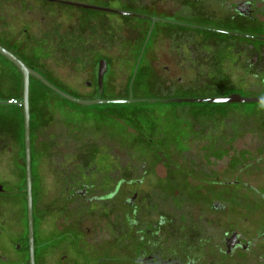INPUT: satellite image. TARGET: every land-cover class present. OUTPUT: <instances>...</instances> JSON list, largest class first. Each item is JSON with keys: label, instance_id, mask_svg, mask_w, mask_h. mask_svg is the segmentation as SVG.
Returning a JSON list of instances; mask_svg holds the SVG:
<instances>
[{"label": "rangeland", "instance_id": "obj_1", "mask_svg": "<svg viewBox=\"0 0 264 264\" xmlns=\"http://www.w3.org/2000/svg\"><path fill=\"white\" fill-rule=\"evenodd\" d=\"M56 1L83 5L101 3L108 7L110 5L115 11L120 9L121 14H157L158 17L175 19L163 16L167 0ZM56 1L0 0V44L6 46L12 54L15 53L26 65L39 69L47 81L74 98L128 101L226 98L233 94L247 98L264 97V89L251 90L239 84L243 78L251 85L256 81L244 71L231 70L234 67L230 66L233 60L227 50L228 44L205 42L204 38L198 42L191 41L187 43L191 45V50L208 53L211 47L219 49L213 61L199 54L195 57L186 55L184 58L176 53L179 50L177 27L168 26L159 30L163 25L158 24L156 30L159 33L155 38L157 52L152 53L153 57L146 52L142 58L139 51L135 53L134 49H129L138 38L145 40L149 22L140 17L108 15L105 19L112 23L108 20L105 22V50L102 52L97 50V21L76 19H85V13L89 12L52 3ZM205 5L192 4L190 7L201 11ZM210 26L213 27V23ZM91 28L92 32L89 31ZM135 30L140 31L139 37L133 33ZM118 31L120 36L116 38L115 33L117 35ZM261 31L264 34V29ZM92 48L95 52L99 51L101 57L110 60L102 95L94 94L96 92L84 86V82L89 79L86 73L88 66L96 65V61L92 62L97 57L91 56ZM78 51L86 52V56ZM77 53L80 56L76 57ZM152 58L156 74L149 73L147 69V62L151 64ZM212 64L214 70L211 68L209 72L201 73ZM136 67L138 72L134 75ZM164 67L171 69V76H167ZM22 85L17 71L0 57V99L22 101ZM30 103L33 112L32 175L40 188L50 190L56 174L51 170L53 150L49 156L44 149L39 148L40 136L46 130L47 140L52 141L51 131L57 135L63 132L72 139L71 148L67 150L71 153L67 162L76 160L92 163L94 160L91 153L97 141L104 145V154H108L110 149L116 155L117 160L115 156L113 160L119 164V171H114L113 177L115 174L121 182L129 184H122L120 204L111 208V211H116L115 215L121 216V223L123 214L129 210L125 200L137 194L136 203L130 209L151 213L157 208H165L169 213L165 225L167 229L172 226L175 228L177 224L184 227L185 231L189 229L188 232L195 228V232L202 233L209 240V233H214V229L219 232L221 228H226L227 223L236 227L243 225L244 213H252L247 214L252 222L249 223L251 232L248 237L251 239L264 231V223L259 221L260 215L257 214L259 209L264 211V202L259 201L264 195V103L144 102L87 107L65 99L36 81L31 82ZM23 129L21 108L16 105H0V179L9 192L6 206L9 213L14 214L10 223H17L16 230L19 231L23 227L21 236L26 235L24 226L27 223L26 215L22 212L25 210L27 213V200L21 191L24 189L22 175L25 169ZM89 136L93 139L90 140ZM52 146L54 148V144ZM74 151L78 152L77 159L72 154ZM111 161L109 159V164H106L101 160L100 163L109 165H102L101 172L112 169ZM236 180L244 185L231 186ZM225 182L229 184L224 185ZM45 192L47 197L44 202L40 204L37 200L35 206L36 212L37 209L41 210L36 229L39 232L37 242L42 244L44 264L86 261L91 247L96 248L95 244L89 240L83 241L72 227H63L66 220L62 217L60 219V215L52 211L57 209L55 198L51 192ZM226 202H230L227 203L229 205ZM21 214L22 220L18 218ZM145 218L148 221L142 226L145 228L159 221L158 216L148 213ZM105 221L107 224L113 222ZM95 222H90L89 226L95 225ZM62 227L72 235L60 232ZM109 232L111 240L100 244L98 255L113 259L115 254L107 251L120 248L121 237ZM178 237L169 235L170 242L177 243ZM16 241L11 240L12 243ZM104 264L121 262L112 260Z\"/></svg>", "mask_w": 264, "mask_h": 264}, {"label": "flooded vegetation", "instance_id": "obj_2", "mask_svg": "<svg viewBox=\"0 0 264 264\" xmlns=\"http://www.w3.org/2000/svg\"><path fill=\"white\" fill-rule=\"evenodd\" d=\"M35 1L39 2L40 0ZM166 2H168V5L164 9L163 16L166 15L175 19L158 17L157 14L149 15L145 13L143 15L135 16L133 14H121L119 12L120 9L119 11H115L110 7V5L108 7L101 3L87 4L85 5L86 7L77 6L75 5L76 3H70L66 1H56L52 3H59V5L63 6L77 7L81 8L83 11L89 12L88 14L85 13V19H76L78 21L86 20L87 22H91L92 20L97 21V30L96 33L95 31L94 33L96 34L99 41L97 50L102 52L105 50V22L107 20L108 22H111L109 19H105V17H109L108 15H119L120 17L127 18L140 17L146 19L149 22V32L145 37V40L141 41V39L138 38V40L132 43L131 48L129 49V51L134 49L135 53L139 51L142 58L146 52L147 55H151V57H153L152 53L157 52L155 38L159 33V31L156 30L158 24L163 25L159 30H162L163 27L167 28L168 26L177 27L179 32V50H177L176 53L183 55L184 58L186 55L195 57L197 54H199L201 56L206 55L213 61L214 57L216 56L215 53H217L216 51L219 49L218 47H211L209 51H207L208 53H203L201 50H191V45L187 44L191 41L198 42L204 38L205 42L211 41L228 44L227 50H229V56L233 60V63L230 66L234 67L231 68V70L234 69L244 71L248 76H252L256 81L251 85L246 79L243 78L241 80L242 83L239 84L245 85L247 88L250 87L251 90L264 89V34L262 31L259 32L260 30L264 29V0H167ZM192 4L206 5L203 9H201V11H195L190 7ZM92 13H95L96 15H93ZM190 18H193L194 20ZM189 20L193 21V23L189 22ZM204 20H206V22ZM211 23H213V27L210 26ZM89 31L92 32V28ZM117 33V35L115 33V36H117L116 38L120 36V32L118 31ZM133 33L137 35V37L140 36L139 30H135ZM93 36L95 35H92V37ZM133 44L135 45L133 46ZM0 45L3 46L2 44ZM79 49L80 48H78V50ZM79 52L81 55L86 56V52L78 51V53ZM92 52L93 53L91 56H97L95 57L94 61H92L94 63L96 61V65L93 67L88 66L86 73L88 74L87 77L89 79L88 81L84 82V86L96 92H93L94 94L102 95L105 91L107 72L104 75L103 81L100 83L99 65L101 61L106 60L108 71L110 60L109 58H104V56L101 57L99 51L95 52V49L93 48ZM78 53L76 54V57L80 56ZM142 58H140V63H142ZM112 61L115 60L112 58ZM150 63L151 64L147 62V69L149 73L153 72V74H156L154 68V58L151 59ZM180 63H182V61ZM27 66L41 75L39 69L32 68L28 64ZM211 68L214 70L213 64L211 67L205 68L203 71H201V73L209 72ZM164 70L167 73V76H171V69H169V67H164ZM168 85L169 83L167 86ZM0 100L8 101L5 99ZM102 100H108V98H103ZM43 131L44 132H42V135L40 136L41 139L39 148L44 149L48 155L50 151L53 150L52 158H49L50 161L53 162L51 170H54L56 174L54 175L55 180L51 184L52 186L50 190L40 188L38 186L39 183L37 182V179H35V176L32 175L35 264H44L41 254L42 244H38L37 242V235L39 232L38 229H36V224L38 213L40 214L41 210L37 209L36 212V202L37 200L40 204L44 202L47 197L45 191H47V193L51 192V196L55 198L57 209L52 211L58 213V215H60V219L62 217L66 220V224L63 227H72L73 231L75 230L79 233V236L81 235L83 241L89 240L90 242L94 243L97 248L96 249L92 246L88 255L90 257L87 256L86 261H83L82 263H78L75 260L73 261L74 264H104V262H112V260L121 262V264H264V231H262L260 234L254 235L251 239L248 237L251 232L249 231V223H252L250 217L247 216L248 213H244L245 215L242 218L244 222L243 225L240 224L236 227L231 223H227L226 228H221L219 232H217L215 229L214 233L211 231L209 233L210 239L208 240L203 236L202 233L198 234L195 232V228H192L190 232H188L189 229L185 231L184 227H180L179 224H177L175 228L173 226L169 227L168 229L165 228V225H167V219L169 218V213L164 210L165 208H162L163 210L157 208L151 213L147 210L143 211L130 209L133 208L134 204L136 203L135 198L138 197L136 194L125 200V204L128 206L129 210L123 214L124 216H122L123 218L121 223V216L115 215L116 211H111V208H114L116 204L117 206L120 204V194L123 188L122 184L125 183L121 182V180H119L115 174L113 177L114 171H119V164L113 160L114 156L116 159L114 152L109 149L108 154H104V145H101L100 142L97 141L96 144L94 143L95 147L91 153L93 155L92 160H94L92 163H81L76 160L73 162H67V158L71 154L67 151L71 148L72 144V139L69 138L70 136H65V133L63 132H59V135H57L55 131H51L52 141H48V131ZM89 137L90 140L93 139V137ZM83 138L85 140H89V138L86 136H83ZM49 142L51 145H49ZM1 143L2 135H0V144ZM53 144L54 148L52 146ZM49 146L51 147L49 148ZM63 149H65V151H63ZM72 154L73 156L75 155V158L77 159L78 152L74 151ZM108 158L112 159L110 163L112 164V169L109 168L106 169L105 172H101L102 165H109H105L100 162L102 160L104 163L109 164L107 163L109 160ZM125 184L129 185L128 183ZM130 184L133 185L134 182H130ZM228 184L229 183L227 182L224 183V185ZM239 184H241V186L244 185L242 182H238L237 180L233 181V183L230 185L234 186ZM38 188H40L39 191H37ZM21 191L23 194L22 196L24 198L26 197L27 200L26 188L22 189ZM8 194L9 192L6 191L3 186V181L1 180L0 264H31L28 235V215L25 213V210L22 211L23 215H26L27 223L26 227L24 226L26 235L24 234L21 236L20 233L23 230V227L21 226L19 231L16 230L17 223H10L14 214L11 215L6 206ZM259 201L264 202V195H262V198ZM223 202L225 203V201ZM227 203L230 202H226V204ZM147 213L159 217L158 223H154L150 228L142 227L148 222L145 218ZM257 214L260 215L259 221L264 223V211L259 209ZM23 215H19L18 218L22 220ZM105 219L109 221L112 220L113 222H109L107 224ZM95 220V225L89 226V223H92V221L94 222ZM63 227L60 232L71 234L70 231H65ZM109 231H112L114 234H116V237H121V240L119 241V244L121 245L120 248H111L107 251L109 253L112 252V254H115L113 259L111 257H103L98 255L100 253L99 251H101V249H99L101 246L100 244L104 243L106 240H111L109 238ZM187 233L191 236H188ZM169 235H178V242L175 244L170 242ZM191 239H193V241ZM11 240L17 241L12 243ZM173 245L176 246L173 248Z\"/></svg>", "mask_w": 264, "mask_h": 264}, {"label": "water", "instance_id": "obj_3", "mask_svg": "<svg viewBox=\"0 0 264 264\" xmlns=\"http://www.w3.org/2000/svg\"><path fill=\"white\" fill-rule=\"evenodd\" d=\"M77 6H83L80 4H75ZM0 55L9 60L14 64L22 74L23 78V97L21 102L1 101L0 105H16L23 108V120H24V147H25V166H26V192H27V217H28V235L30 244V263L35 264L34 259V201H33V179H32V139H31V103H30V86L31 77L38 79L42 84H44L49 89L53 90L65 99L72 101L76 104L83 106H93L96 104H133L136 102H150V103H212V104H225V103H253L262 102L264 103V98H247L238 94L231 95L226 98H209V99H195V98H183V99H143V100H83L74 98L65 92L61 91L59 88L54 86L52 83L47 81L38 72L29 68L23 61L17 58L10 51L5 49L0 45ZM137 69V67H136ZM135 69V70H136ZM107 72V61H101L99 65V82L103 81L104 75Z\"/></svg>", "mask_w": 264, "mask_h": 264}, {"label": "trees", "instance_id": "obj_4", "mask_svg": "<svg viewBox=\"0 0 264 264\" xmlns=\"http://www.w3.org/2000/svg\"><path fill=\"white\" fill-rule=\"evenodd\" d=\"M14 52V51H13ZM15 54V53H14ZM16 55V54H15ZM0 57L2 58V60L5 62V63H9L16 71L17 73L19 74L20 78H21V82L23 84V79H22V74L21 72L19 71V69L14 65L12 64L9 60H7L5 57H3L2 55H0ZM138 72V68L134 71V75H136V73ZM32 81H36L37 83L43 85L44 87H46L44 84H42L38 79L34 78V77H31V82ZM23 86V85H22ZM47 89H49L48 87H46ZM23 90V89H22ZM50 91L54 92L53 90L49 89ZM18 102H21V101H18ZM137 103H144V102H136L135 104ZM150 103V102H149ZM21 108V107H19ZM21 110L23 111V108H21ZM32 109H31V126H32ZM22 139H23V158H24V163H25V147H24V129H23V132H22ZM22 178L24 179V188H26V170L24 169L23 170V175H22ZM26 193V192H25Z\"/></svg>", "mask_w": 264, "mask_h": 264}, {"label": "built area", "instance_id": "obj_5", "mask_svg": "<svg viewBox=\"0 0 264 264\" xmlns=\"http://www.w3.org/2000/svg\"><path fill=\"white\" fill-rule=\"evenodd\" d=\"M13 102L17 103V101L12 100Z\"/></svg>", "mask_w": 264, "mask_h": 264}]
</instances>
